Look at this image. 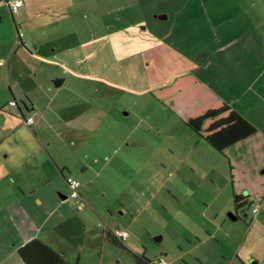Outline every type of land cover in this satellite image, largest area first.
Here are the masks:
<instances>
[{"label": "rangeland", "instance_id": "obj_1", "mask_svg": "<svg viewBox=\"0 0 264 264\" xmlns=\"http://www.w3.org/2000/svg\"><path fill=\"white\" fill-rule=\"evenodd\" d=\"M79 1H34L22 18L12 16L0 0L1 103L9 97L8 87L1 85L3 75L7 83L15 79L31 84V94L40 89L38 84L53 89L59 77L79 80L75 86L66 83L62 94L77 97L78 103L87 101L77 109L89 115V122L79 128L83 139L80 158L85 153L89 180H94V206L90 207L104 209L103 215L88 211L75 217L77 207L70 199L64 209L66 220L51 217L42 233L55 234L49 243L57 253L63 252L69 263L135 264L130 252H144L152 260L183 264L182 236L188 229L201 227L213 214L204 210L203 184L181 165L182 144L171 148L175 155L166 161L161 133L148 130L142 119L158 115V110L169 112L151 92L170 84L176 75L190 73L198 79H213V72L204 65L208 58L215 59L214 65L220 60L225 68H233L230 72L234 71L236 78L229 86L230 97L241 95L243 86L259 79L264 70V0H86V5ZM160 15L167 19L156 17ZM13 21L23 33L22 47L27 51L15 47ZM6 53H11L10 71L2 74ZM17 58L25 61L22 71H18L17 62L22 61H15ZM63 70L68 75H63ZM240 102L237 105L243 107L242 115L260 122L258 104H250L254 106L249 109L245 101ZM3 124L0 119V133L4 132ZM60 126L54 129L62 132L60 136L49 135L55 142L52 152H60L59 160L69 163L65 149L59 146L60 139H65ZM42 127L45 130L47 126ZM97 156H105L106 165L99 161L100 167L93 170ZM107 207L112 219L105 220L128 232L123 248L103 239L101 226H96L97 220L103 226ZM237 211L230 212L242 221L244 214ZM12 217L14 214L0 215V264H23L16 250L23 235L7 224L10 220L12 225ZM44 217L34 215L39 224ZM226 217L231 222L228 214ZM251 220L249 216L247 225H237L242 228L241 241L254 238V230L248 228ZM260 222L264 227V221ZM215 231L222 232L219 227ZM233 234L229 240L222 238L218 251L222 245L234 249ZM243 245V250L253 249L249 240ZM246 260L251 264L250 256Z\"/></svg>", "mask_w": 264, "mask_h": 264}, {"label": "crops", "instance_id": "obj_2", "mask_svg": "<svg viewBox=\"0 0 264 264\" xmlns=\"http://www.w3.org/2000/svg\"><path fill=\"white\" fill-rule=\"evenodd\" d=\"M23 1V7L16 13H12V16L17 15V17L20 16L24 18L28 15V11L30 10L29 6L32 5V2L40 0ZM86 2V0H81L78 4L86 5ZM160 17H162L163 20L167 19L166 15H160ZM20 20L21 19H19L18 22H20ZM13 22L17 39L15 47L16 49L19 46L25 47L23 36L20 39L17 37V32L20 31V29H18L19 26L15 21ZM213 53L214 52H212V54ZM13 54H15V50L12 55ZM5 56L7 66L2 68V74L9 73L10 71L11 63L9 61L11 59V53H6ZM17 60L22 61V64L17 62V66L19 67L18 71H22L25 67V61L20 58H17L15 61ZM206 61L208 62L204 63V65L208 70L213 72V79L205 80L198 79L197 77L195 78L210 88L239 115L243 118H248L245 119L264 135V70L259 79L243 86L244 88L241 95H231L230 97L231 89L229 90V86L233 85L235 77L234 71L230 72L233 68H225L224 64L219 63L220 60L217 61L218 65H214L215 59H212V57L211 59L208 58ZM228 73H232L233 75L230 76ZM186 74L190 73H184L183 75ZM63 75H68V72L63 70ZM183 75H176L175 78ZM198 77L201 78L200 76ZM60 78L62 77L57 79ZM1 79L2 87H8L9 97L7 99L5 98L2 103L0 101V119L5 121V124L2 126L4 132L0 133V215L14 214V217H12L13 219H11L13 221L12 225L10 220H8L7 224L11 229L22 232L23 235L20 244L16 245V250L24 243L35 238L40 239L51 247L49 242L54 238L55 234L52 232L42 233V227L51 217L56 216V220L59 222L66 220L64 209L66 202L71 199L69 196L70 188L66 183V178L71 177L76 179L81 186L79 195L80 203H72L77 207L76 210L78 211L75 217L87 214L88 211H94L103 215L102 212L104 209L90 207L94 206L91 201V185L94 180H89L91 177L89 175L90 167L88 163L84 161L86 157L85 153L83 157L80 158L83 153V139L79 128L82 124L85 126L84 122H89L86 121L89 119V115H83L81 110L78 112L77 109L81 103L87 101L84 100L78 103L77 97L62 94V89L66 83L69 82L70 86H75L78 85L79 80L75 81L70 78H62V84L60 86L53 85V89L49 88V86L45 87L47 85L38 84L40 89L34 92V94H31L29 91H31L30 87L32 85L27 84L26 81L23 82L12 79L13 82L10 80L9 83H7L4 75ZM41 89L43 90L41 91ZM11 100H15L18 106H9L8 103ZM240 101H245L249 109H253L254 106L250 104H258L256 107L259 108L258 111L262 114L260 122L255 123L254 120L250 119L251 117L247 115L244 117L242 115L244 114L242 111L243 107L241 106L239 109L237 105L242 103ZM150 105L152 106L153 103L150 102ZM9 108L12 109L9 110ZM158 111V115L151 114L147 119L144 117V120L142 119V124L146 126L148 130L161 133L163 147L167 153L164 158L166 161H170V156L175 155L174 150L171 148L182 144L180 152L183 154L181 159L183 163L181 165L184 167L186 173H194L193 176L198 177L196 180L203 184L201 188H203L204 192V210H209L211 214H213L209 217L210 219L205 221V224L201 225V227L188 229L186 235L182 236L183 240H181L179 246L181 248L180 260L182 263L248 264L246 258L250 256L251 264H264V227L260 222L262 220L264 221V197L259 203H256L258 206L256 215L252 214V207H248L241 212L239 211L240 214H244L242 221L239 219L227 222L228 218L226 214L232 213L230 211L235 212L237 209L234 208L232 204L233 199L229 168L226 159L193 131L188 129L177 116L169 112H163V110ZM36 112H39L40 116H35V125L33 127L26 126L24 124L25 116L34 115ZM105 115L106 114H104V116ZM46 117L49 118V122L46 121ZM7 118H9V121H7ZM44 125L47 126L45 130H43L44 127H42ZM59 125L61 126L58 128L63 127L65 131V139H60L59 146L65 149L66 157L69 156V160H67L69 163L59 160L60 152H56V155L52 152L54 150L52 147L55 145V142L50 141L49 135L53 133L54 137L57 135L60 136L62 132H56V130H54L55 126ZM178 136H183L187 141L181 142ZM187 144L190 145L186 146ZM75 156H77L78 159L73 161L72 159H74ZM99 161H102V165L105 167V156H103L102 159L97 156L94 158L93 170L100 167L98 165ZM101 168L103 169V167ZM191 180L194 181V179ZM107 208L108 211H104L107 217L104 215V224L100 229L102 230L103 239H108L112 242L116 239L111 233L113 230L117 229V227L111 226V223L109 224L105 220L108 218L110 222L109 218L112 219L111 209L109 207ZM92 213L91 215H93ZM35 214H45L44 222L41 224L36 223L34 219ZM249 216L252 217V220L248 228L254 230V238H244L241 241L242 228H238L237 225H247L246 221ZM99 222L101 223V221ZM232 222L239 224H234ZM218 227L221 229V233L215 231ZM231 234H233L232 243L235 246L234 249L231 248L227 250L222 245V250L218 251L217 248L220 247L219 245L222 238L229 240ZM236 235L238 238L234 239ZM248 240L253 244V249L246 251L243 250V244ZM62 242H64V240ZM255 252L260 254L257 256ZM58 254L64 259L63 252H58ZM253 255L255 257H253ZM152 261L155 263L158 259H153ZM160 261L168 264L164 259Z\"/></svg>", "mask_w": 264, "mask_h": 264}, {"label": "trees", "instance_id": "obj_3", "mask_svg": "<svg viewBox=\"0 0 264 264\" xmlns=\"http://www.w3.org/2000/svg\"><path fill=\"white\" fill-rule=\"evenodd\" d=\"M151 96L228 164L234 207L245 210L264 197V135L191 74L175 78ZM119 247L121 242L112 241ZM135 264H155L144 252L132 253ZM23 264H78L65 261L40 239L17 249Z\"/></svg>", "mask_w": 264, "mask_h": 264}, {"label": "built area", "instance_id": "obj_4", "mask_svg": "<svg viewBox=\"0 0 264 264\" xmlns=\"http://www.w3.org/2000/svg\"><path fill=\"white\" fill-rule=\"evenodd\" d=\"M9 3V10L11 11V13H16L21 7H23L24 5V1L23 0H13V1H8ZM23 36V33L21 31L17 32V37L20 39L22 38ZM9 106H17V102L15 100H11L9 101ZM38 115L37 113L34 114V115H30L28 117L25 118L24 120V124L28 127H33L36 123V120H35V116ZM66 183L67 185L69 186L70 188V198L72 200H74V203L75 204H78L79 203V195H80V183L76 180V179H73L71 177L69 178H66ZM258 212V206L255 204L252 206V214L253 215H256ZM97 226H101L102 227V224L97 221L96 223ZM111 235H113V237L124 243L125 241L128 240V233L125 231V230H121L119 228L115 229L112 231ZM155 264H166L165 262L163 261H157L155 262Z\"/></svg>", "mask_w": 264, "mask_h": 264}, {"label": "water", "instance_id": "obj_5", "mask_svg": "<svg viewBox=\"0 0 264 264\" xmlns=\"http://www.w3.org/2000/svg\"><path fill=\"white\" fill-rule=\"evenodd\" d=\"M3 2L5 3V5L8 7V9H9V3H8V1L7 0H3ZM12 14V13H11ZM159 19H162V17H158ZM165 18V17H164ZM62 82H63V79H57V80H55L53 83H54V85L55 86H60L61 84H62ZM246 215V214H245ZM228 217H229V219L231 220V221H236V220H238V217H236V215L234 214V213H229L228 214Z\"/></svg>", "mask_w": 264, "mask_h": 264}, {"label": "clouds", "instance_id": "obj_6", "mask_svg": "<svg viewBox=\"0 0 264 264\" xmlns=\"http://www.w3.org/2000/svg\"><path fill=\"white\" fill-rule=\"evenodd\" d=\"M17 106H18V104H17ZM13 107V106H12ZM24 118V117H23ZM25 118H26V116H25ZM25 118H24V120H25Z\"/></svg>", "mask_w": 264, "mask_h": 264}]
</instances>
